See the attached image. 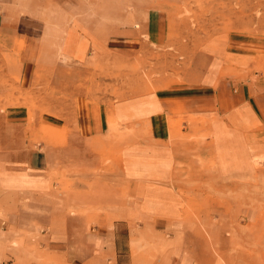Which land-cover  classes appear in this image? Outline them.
I'll return each instance as SVG.
<instances>
[{"label": "crops", "instance_id": "crops-1", "mask_svg": "<svg viewBox=\"0 0 264 264\" xmlns=\"http://www.w3.org/2000/svg\"><path fill=\"white\" fill-rule=\"evenodd\" d=\"M133 3L0 0L2 65L22 83L45 71L72 84L94 57L161 44L165 13ZM200 59L199 79L84 105L44 141L19 135L42 127L36 111L0 109V264H237L249 235L225 232L260 217L241 204L264 177V38L218 34ZM110 119L124 129L119 145L103 139ZM103 144L122 162L108 185ZM229 193L241 196L242 218L230 217L229 197L214 199ZM202 210L225 233L219 251L194 232Z\"/></svg>", "mask_w": 264, "mask_h": 264}, {"label": "rangeland", "instance_id": "rangeland-1", "mask_svg": "<svg viewBox=\"0 0 264 264\" xmlns=\"http://www.w3.org/2000/svg\"><path fill=\"white\" fill-rule=\"evenodd\" d=\"M133 4L165 13L166 32L159 39L162 43L152 45L146 38L147 44L135 52H112L94 57L88 64L79 67L80 71L71 72L74 76L77 73L72 84L49 82V72L45 71L38 72L31 83H22L9 76L0 59V109L36 111L38 120L41 118L43 122L42 127L22 129L19 135L27 136L32 141H44L56 133L64 134V128L58 132L53 128H59L62 123L71 127L76 122L77 112L84 105L98 107L101 104L102 108H108L147 91L199 79L205 66L200 59L204 43L218 34L240 33L250 39L254 35L264 38V0H134ZM260 72L258 69L256 73ZM123 131L110 119L108 133L103 137L105 143H123ZM99 152L102 175L106 176L101 183L108 185L109 175H113L122 164L120 149L103 144ZM213 180L216 184L224 182L218 177ZM260 181L261 193L246 195L250 199L241 204L246 211L256 208L255 211L260 214L258 222L240 228V231H237L238 226L231 225L229 231L225 232L228 235H234V231L249 235L248 241L238 243L237 264H264V177ZM254 196L256 201L253 200ZM222 197H229L230 202L234 203V208L228 211L230 217L242 218L240 210L243 209H235L237 198L241 196L237 193L214 195V199ZM203 211L198 216L200 225L193 230L197 235L207 234L213 250L219 251L223 232L215 220L212 225H206ZM188 213L189 210L186 216ZM12 246L17 247L15 244ZM232 249L236 251V242ZM29 260L19 259L18 262L27 264Z\"/></svg>", "mask_w": 264, "mask_h": 264}]
</instances>
